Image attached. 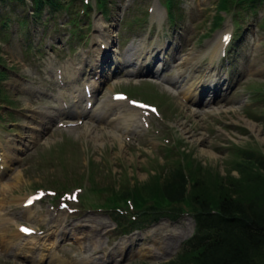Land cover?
<instances>
[{
	"label": "rangeland",
	"instance_id": "374dc122",
	"mask_svg": "<svg viewBox=\"0 0 264 264\" xmlns=\"http://www.w3.org/2000/svg\"><path fill=\"white\" fill-rule=\"evenodd\" d=\"M106 1L89 0V14L78 26L70 19L82 5L78 0L71 2L69 11L54 9L47 22L43 21L47 14L42 18L32 14L31 0L25 4L0 2V135L17 140V146L27 144L0 174V200H5L0 212L12 218L8 230L12 239L27 242L28 237H16L19 226L27 224L37 230V244L51 248H40L31 261L32 256L25 258L0 245V264H36L39 255L52 252L61 259L57 264H84L89 261L90 246L96 247L93 250L104 264L180 260L182 245L194 232L190 214L178 220L163 217L147 229L120 235L109 211L103 209L113 202L130 210L168 206L162 183L178 165L190 176L189 194L206 196L212 202L228 193L264 190V166L259 165L264 161V3L252 8L246 2L241 6L230 3L225 22L212 30L215 16L224 14L218 11L220 0H178L179 4L175 0L173 18H168L158 0H109L108 9ZM156 1L164 12L161 23L144 16ZM101 9L107 12L106 18ZM3 17L9 21H2ZM20 17L27 19V27L18 22ZM98 17L107 20L113 36L117 34L120 49L129 38L143 52L170 41L182 55L198 52L203 69L210 56L201 53L218 34L233 29L227 60L214 63L230 77L241 72L225 100L211 105L227 110L187 107L185 99L152 80L108 79L97 94L96 107L110 100L114 92L125 91L128 98L156 104L160 114L129 111L127 99L123 112L131 113L134 124L141 119L133 132H122L111 116L86 118L74 126H60L58 122L64 118L58 116L34 140V113L49 112L50 106L59 113L56 98L60 86L53 82L56 71L80 50H89L88 59L95 56L92 48L101 33ZM71 47H76L73 55H69ZM168 72L175 75L176 66ZM29 86L36 89L29 91ZM239 164H244L242 169ZM17 173L21 174L18 183L13 178ZM40 189L44 198L30 210L22 208L21 201ZM63 200L68 205L61 208ZM191 206L187 202L184 209ZM123 241L126 244L120 243Z\"/></svg>",
	"mask_w": 264,
	"mask_h": 264
},
{
	"label": "trees",
	"instance_id": "16d2710c",
	"mask_svg": "<svg viewBox=\"0 0 264 264\" xmlns=\"http://www.w3.org/2000/svg\"><path fill=\"white\" fill-rule=\"evenodd\" d=\"M37 10L45 6L55 8L61 0H32ZM232 0H222L220 8H226ZM7 3H24L25 0H0ZM254 157L253 153H246ZM249 163H246V166ZM244 164H239L243 168ZM260 167L264 161H260ZM244 171V170H243ZM188 180L182 165L175 166L162 183L161 192L172 204H180L188 192ZM252 193L238 191L221 196L212 202L206 196L189 194L194 208L195 230L185 242L180 260H170L162 264H264V190H252ZM111 207H117L113 202ZM150 206L138 212V222L143 226L158 220L161 216L178 217L179 208L156 209ZM123 214L116 212L113 218L120 224ZM125 224V223H124Z\"/></svg>",
	"mask_w": 264,
	"mask_h": 264
},
{
	"label": "bare ground",
	"instance_id": "6f19581e",
	"mask_svg": "<svg viewBox=\"0 0 264 264\" xmlns=\"http://www.w3.org/2000/svg\"><path fill=\"white\" fill-rule=\"evenodd\" d=\"M160 12V10H159ZM102 20V22H100L102 24V26H108L107 23H105L103 18H99L98 21ZM104 30V29H103ZM109 31V30H108ZM106 32L103 33V35L99 38V43H103L104 45H106L107 43H110L112 41V35L110 32ZM225 34V32L223 33ZM103 39H105L103 41ZM101 44L99 47H101ZM162 45V44H161ZM213 47L211 48V56L214 59L215 56L217 55V58H219V49L222 47V44L218 43V41L214 42ZM134 49H137V47H134ZM99 48L97 46V48L95 47L93 49V51H95L97 53V57L92 58L91 62H92V66L95 69V74H99L100 76H98L99 80L93 79L94 81V88L99 85L100 83V78L104 76V74H102L101 71V63L103 61L104 58L100 57V53L98 52ZM129 50V48H128ZM100 51V50H99ZM99 53V54H98ZM103 56V55H102ZM199 54L196 51H190L187 54H184L182 56L179 57V63L177 65L178 70H179V75H181L182 77V81H185L186 79V83L188 84L189 87H191V85H193L192 83H189V77L192 76V71H194V73L197 71V61H199ZM85 56L83 55V58L81 60V63L84 61ZM90 62V63H91ZM106 61L104 60V63ZM76 62H74L75 64ZM77 68L82 67V65L79 64V62H77ZM109 74V72L106 71V75ZM184 74V75H182ZM94 75V76H96ZM191 79V78H190ZM186 85V84H184ZM183 85V86H184ZM76 86V85H74ZM29 91H34V87L33 86H29L27 87ZM191 89L187 92H190ZM75 97H78L77 94H75ZM122 101H118L115 102L113 100V96L111 98V100H106L102 106V110L100 112V115L102 117H104L108 112H114L113 110V104L114 103H120ZM224 106H220V107H214L211 108L212 110L216 109H223V110H227V108H223ZM137 109V108H134ZM49 110V109H48ZM119 110V108H118ZM115 110V112L113 113L114 115L112 116V119L114 122L117 123V125H120L121 130H123L122 132H130L133 131L135 124L132 123V118H131V113H125L123 111H118ZM132 110V109H131ZM229 111V110H228ZM205 113L207 111H204ZM96 116L98 114H95ZM52 119V111H46V112H35L33 115V121H32V137L34 140H37L41 134V132H43V130H45L46 128L49 127V122ZM251 123V122H250ZM253 125V124H252ZM198 140L202 141L203 139L200 137L198 138ZM32 141V140H30ZM20 146H17V140L9 137V136H5L3 137L2 135H0V168H3L4 171L8 169V167L11 165V163L15 160V158H17V155L19 153V151L24 148L26 145L19 143ZM14 180L16 183L20 182L21 180V174L17 173L13 176ZM27 200V198H25L24 200L21 201V205H23V203ZM3 203L5 204V200L4 198L0 200V206L3 205ZM24 208V206H23ZM27 209H31L27 208ZM7 215H9V213H2L0 212V245L2 246V248L5 251H14L15 254H19L22 255L23 257H27L30 255H34V253L37 251V249L39 248L37 245V241L35 238V235H30V236H25L21 233V231L19 230L18 233H16V237L21 238V237H29V240L27 242H22V241H15V239H12L8 233V230L10 228L11 225V217H8ZM73 226L72 228L76 227L79 228L78 225H74V224H70L69 226ZM97 229V228H94ZM93 230V229H91ZM31 238V241H30ZM133 238V237H132ZM180 241V240H179ZM126 244V241L120 242ZM96 248V247H95ZM95 248H92L91 246L89 247V249L87 250L88 253V257H89V261L88 262H84V264H104L102 262H100L102 258V256H100L99 254H95L94 250ZM108 257L112 256V252H108L107 253Z\"/></svg>",
	"mask_w": 264,
	"mask_h": 264
},
{
	"label": "snow or ice",
	"instance_id": "6c2138e0",
	"mask_svg": "<svg viewBox=\"0 0 264 264\" xmlns=\"http://www.w3.org/2000/svg\"><path fill=\"white\" fill-rule=\"evenodd\" d=\"M146 107V106H145ZM24 231H30L29 229H23Z\"/></svg>",
	"mask_w": 264,
	"mask_h": 264
}]
</instances>
